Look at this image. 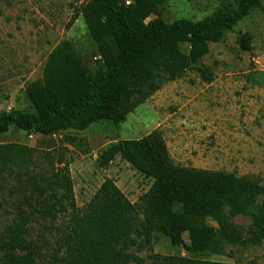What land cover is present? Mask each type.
<instances>
[{
	"label": "trees",
	"instance_id": "1",
	"mask_svg": "<svg viewBox=\"0 0 264 264\" xmlns=\"http://www.w3.org/2000/svg\"><path fill=\"white\" fill-rule=\"evenodd\" d=\"M127 1L90 0L80 7L97 65L89 68L73 43H61L48 57L44 78L27 85L30 109L0 114V135L16 129L52 137L101 123L121 126L165 84L198 68L211 45L225 43L251 10L264 14V0H242L238 13L218 10L200 22L168 23L161 11L169 0H132L129 6ZM153 15L157 18L147 23ZM252 41L251 34L242 35V49L251 51ZM199 71L213 82L207 69ZM34 153L22 144L0 145V187L5 174L12 176L27 206L0 233V264H144L137 252L155 232L194 258L152 255L153 264H226L195 257L264 244V187L225 171L175 165L160 130L111 144L98 158L99 168L107 169L120 157L153 181L135 204L107 180L79 209L68 167L37 174L31 169ZM66 217L67 223L58 225ZM237 217L251 226H237ZM34 225L43 228L38 239L32 238Z\"/></svg>",
	"mask_w": 264,
	"mask_h": 264
},
{
	"label": "rangeland",
	"instance_id": "2",
	"mask_svg": "<svg viewBox=\"0 0 264 264\" xmlns=\"http://www.w3.org/2000/svg\"><path fill=\"white\" fill-rule=\"evenodd\" d=\"M89 1L0 0V114L30 109L27 85L44 78L48 57L64 41L73 43L89 68L97 65L100 58L95 57L96 46L79 12ZM241 7L242 0H169L161 14L168 23L179 19L200 22L218 10L238 13ZM245 34L253 36L251 51H244L240 45ZM183 51L188 53L189 46L184 45ZM200 67L214 75L212 83L206 81ZM155 130L162 131L175 165L225 171L257 180L264 187V14L260 9L251 10L225 43L212 44L198 68L165 84L121 126L101 123L82 133L70 131L52 137L12 129L0 135V145L22 144L35 150L31 169L37 174L49 175L68 167L77 207L84 210L107 180L134 204L151 189L153 181L120 157L107 169L99 168L98 158L111 144L140 140ZM1 181L0 233L17 218L21 207L27 209L18 181L8 174ZM68 219H59L58 225ZM233 223L246 229L251 226L243 217L234 218ZM210 225L218 227L215 222ZM42 233L43 228L34 225L32 238L38 239ZM184 239L188 242V234ZM179 254L194 258L157 232L146 249L137 252L144 264H153L152 255ZM195 258L264 264V244Z\"/></svg>",
	"mask_w": 264,
	"mask_h": 264
},
{
	"label": "water",
	"instance_id": "3",
	"mask_svg": "<svg viewBox=\"0 0 264 264\" xmlns=\"http://www.w3.org/2000/svg\"><path fill=\"white\" fill-rule=\"evenodd\" d=\"M157 18V16L153 15L151 18L147 19V23H149L152 20H155Z\"/></svg>",
	"mask_w": 264,
	"mask_h": 264
},
{
	"label": "built area",
	"instance_id": "4",
	"mask_svg": "<svg viewBox=\"0 0 264 264\" xmlns=\"http://www.w3.org/2000/svg\"><path fill=\"white\" fill-rule=\"evenodd\" d=\"M131 4V1H127V5L129 6Z\"/></svg>",
	"mask_w": 264,
	"mask_h": 264
}]
</instances>
